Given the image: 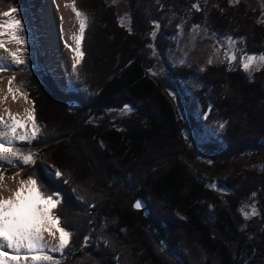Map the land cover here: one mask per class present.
<instances>
[{"label": "trees", "instance_id": "obj_1", "mask_svg": "<svg viewBox=\"0 0 264 264\" xmlns=\"http://www.w3.org/2000/svg\"><path fill=\"white\" fill-rule=\"evenodd\" d=\"M128 1L131 31L102 3L91 6L73 89L64 91L43 63L42 71L30 72L40 130L16 147L49 150L63 173L57 177L35 163L25 174H35L41 192L60 194L52 211L72 236L53 257L59 264H264V217L250 221L241 212L242 202L264 188V171L237 165L247 153L264 152V66L252 79L227 63L171 67L165 56L171 32L153 39L154 21L140 12L139 0ZM188 6L196 26L243 40L247 55L264 54L262 10L218 0L206 21L199 4ZM193 78L202 86L186 87L188 95L182 84ZM192 98L202 119L189 108ZM72 103L78 107L69 112ZM126 106L132 109L126 117H108L110 109ZM213 122L224 129L201 146L210 159L201 168L210 179L235 169L216 188L193 171L199 153L186 137Z\"/></svg>", "mask_w": 264, "mask_h": 264}, {"label": "rangeland", "instance_id": "obj_2", "mask_svg": "<svg viewBox=\"0 0 264 264\" xmlns=\"http://www.w3.org/2000/svg\"><path fill=\"white\" fill-rule=\"evenodd\" d=\"M30 3L33 0H28ZM218 0H139V4L136 6L139 8L140 12L143 13L147 18L154 21L155 31H153V39L158 36H166V31L171 32L167 41H171V48H169L165 53L166 59L171 67H193L196 66L199 70H204L206 67L212 64H222L227 63L232 70H235L241 67L252 79L254 73L260 70L264 66V61L259 59L260 55H251L255 56L256 60L252 63L249 70H245L243 67L242 58L247 56L243 50V40H234L232 38H219L216 34L210 32L206 26H196L191 21V8L188 5L195 3L199 4L202 8L204 18L207 21V17L210 14L212 8L216 5ZM231 3L247 2L252 8L260 9L263 11V21H264V0H230ZM96 3H102L105 8L112 11L113 18L118 22V25L123 26L127 30H132V9L131 4L128 0H75V7L78 11L86 14L87 21L89 19L91 11V6ZM5 3L11 7L16 8L20 11V14L23 18L29 17L34 7H26V0H5ZM196 6V5H195ZM86 21V25H87ZM24 37L25 50L23 51L24 57V71L23 73H17L16 71H2V77H12L14 87L13 89H18V92L25 91L27 97L32 102L31 96L29 95L28 81L30 80V72L42 71V63L45 68L49 70L53 76L56 78L58 85L64 91H70L73 89V84L75 82V73L72 69L67 76L66 80L62 74L58 71L57 68L53 67L48 59L47 52L42 48L41 36L38 34L36 28H25V31L20 33ZM168 35V34H167ZM83 39V38H82ZM82 47V42H81ZM82 51V48H81ZM235 55L236 59H229L230 56ZM83 57V56H82ZM82 60V59H81ZM48 61V62H47ZM211 61V63H209ZM162 66H159V70L164 73L165 66L163 63ZM185 92L190 95L191 93L186 89L189 87L193 90H198L201 88L202 84L198 79L193 78L182 84ZM17 91V90H16ZM176 102L180 108V111L183 112L184 104L181 101L178 94H173ZM33 106L35 105L32 102ZM73 104V103H72ZM70 107V105H69ZM78 107V105H77ZM75 107L74 110L77 109ZM199 100L192 98L189 108L191 112L197 117V119H202V108ZM131 107H124L122 110H109L107 115L112 120L121 119L126 117L131 113ZM34 111L35 108H34ZM36 114V112H35ZM36 119V115H35ZM224 129V123L222 122H213L210 125L203 127V132L200 135H190L186 134V137L189 140V143L196 147L199 153L198 163L191 165L195 174L206 182H209L210 187L216 188V185L220 181L224 180L226 177L235 173V169L231 168L223 172L216 177L210 179V174L204 171L201 168L202 164H208L210 159L206 157L201 146L217 138ZM33 141V140H32ZM24 142H18L15 145L21 144ZM35 163L41 164L44 169L50 173H55L57 169L52 164V153L44 149L40 153L35 154ZM34 163V164H35ZM34 164L29 165H18L15 167L6 166L2 168V174L5 178H16L19 177V180H27L25 174L28 167L33 166ZM237 165L240 168H252L259 170L260 172L264 171V152L255 151L254 153H247L242 159L237 161ZM18 175V176H17ZM219 194L224 196L226 193L222 190H219ZM243 206L241 209L242 216L246 220H253L255 218L264 217V188L254 194L249 200L242 202ZM252 205L255 206V214L253 213ZM141 207L143 205L141 204ZM140 207V208H141ZM177 218H182L179 215H176ZM91 245V239L88 237L84 241V247H89ZM160 249L166 250L167 245L165 242H160ZM64 252V250H63ZM59 253L63 254L60 251H52L50 256L53 257V254ZM64 256L63 258H65ZM60 259L53 257V261L49 264H56Z\"/></svg>", "mask_w": 264, "mask_h": 264}, {"label": "snow or ice", "instance_id": "obj_3", "mask_svg": "<svg viewBox=\"0 0 264 264\" xmlns=\"http://www.w3.org/2000/svg\"><path fill=\"white\" fill-rule=\"evenodd\" d=\"M68 7L69 5H65ZM198 8V6H196ZM72 11L79 20V36L73 34L72 39L75 41V47L72 48L66 44L74 53L73 70L81 62L83 52L81 51L80 42L86 28L87 16L78 11L75 7V0L71 5ZM18 10L10 7L7 12H0V48H4L7 57H0V71L9 70L4 60L10 57L11 63L16 65L24 64L25 61L21 56L20 45L26 43L20 33L25 31L23 21L16 15ZM63 19V18H61ZM7 36L14 40L17 47L15 50L5 47ZM229 59H236L235 55ZM259 59L264 61V54ZM256 60L255 56L247 55L242 58L243 67L249 70L252 63ZM211 63V61H209ZM9 80V92H13L11 87L12 80ZM18 91V89H16ZM27 99V94H23ZM16 97L13 96V100ZM8 119L0 115V168L6 166L29 165L35 163V154L21 152L15 145L16 141L31 142L37 138L40 125L35 119L34 106L30 110L24 109L23 118L19 113L13 114L8 111ZM31 124V131L27 125ZM21 129L23 131H21ZM55 176L61 177L63 173L57 170ZM3 175L0 173V181ZM2 191V185H0ZM61 203L59 193H43L37 184L35 174L30 175L27 180H20L18 187L11 190V195L4 197L0 195V264H45L53 261V257L48 255L49 251H60L69 245L72 233L60 224V217L52 210ZM135 207L140 208L141 203L137 202ZM253 213L255 214V206ZM57 233L59 236L57 238ZM45 234L51 240L45 239ZM87 240V237L85 238ZM56 241V243H52ZM59 264V262H56Z\"/></svg>", "mask_w": 264, "mask_h": 264}, {"label": "bare ground", "instance_id": "obj_4", "mask_svg": "<svg viewBox=\"0 0 264 264\" xmlns=\"http://www.w3.org/2000/svg\"><path fill=\"white\" fill-rule=\"evenodd\" d=\"M73 0H33L29 2L26 0V7H34L29 17L23 18L18 10L16 13H10V15H16L23 21L25 28H36L38 34L41 36L42 48L47 52L48 59L53 67L57 68L66 80L68 73L73 69V55L74 53L70 50L67 45L72 48L75 47V41L72 39L73 34L79 36V20L76 18L75 13L72 11L71 5ZM65 5H69L66 7ZM11 6L5 3V0H0V12L9 11ZM63 18V19H61ZM0 19H7V17H0ZM4 39L7 41L5 47L8 49L15 50L17 47L14 40L5 36ZM82 42V40H81ZM80 42V47H81ZM25 43L20 45L21 56L23 57V51L25 50ZM0 57H7V52L4 48H0ZM82 59V58H81ZM48 62V61H47ZM9 69V71H16L17 73H23L24 64L16 65L12 64L10 57L3 61ZM12 77H2V71H0V115H3L5 119H8V111L16 114L19 113L20 117L24 116V109H32L33 104L27 97L25 99L26 92H18L13 89L14 83L12 80L11 87L13 92H9V80ZM13 96L16 97L13 100ZM28 130L31 131V124L27 125ZM21 131H23L21 129ZM20 141H16L18 143ZM0 168V173H2ZM3 175V174H2ZM18 176V175H17ZM19 177L16 178H5L0 181L2 185V191L0 195L7 197L11 195V190L18 187ZM57 238L59 233L56 234ZM46 240H51L50 237L45 234ZM56 243V241H52ZM52 251H49L50 254ZM49 264V262H45Z\"/></svg>", "mask_w": 264, "mask_h": 264}, {"label": "water", "instance_id": "obj_5", "mask_svg": "<svg viewBox=\"0 0 264 264\" xmlns=\"http://www.w3.org/2000/svg\"><path fill=\"white\" fill-rule=\"evenodd\" d=\"M75 107H77L76 104H74V103L71 104L70 107H69V112H72V110H73Z\"/></svg>", "mask_w": 264, "mask_h": 264}]
</instances>
